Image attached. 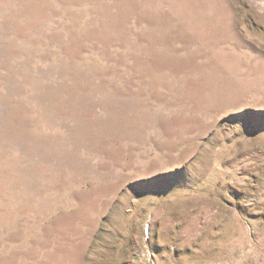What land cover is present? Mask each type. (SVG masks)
I'll use <instances>...</instances> for the list:
<instances>
[{
	"label": "rangeland",
	"instance_id": "obj_1",
	"mask_svg": "<svg viewBox=\"0 0 264 264\" xmlns=\"http://www.w3.org/2000/svg\"><path fill=\"white\" fill-rule=\"evenodd\" d=\"M0 264H264V0H0Z\"/></svg>",
	"mask_w": 264,
	"mask_h": 264
}]
</instances>
